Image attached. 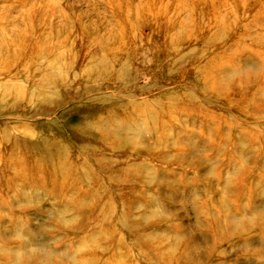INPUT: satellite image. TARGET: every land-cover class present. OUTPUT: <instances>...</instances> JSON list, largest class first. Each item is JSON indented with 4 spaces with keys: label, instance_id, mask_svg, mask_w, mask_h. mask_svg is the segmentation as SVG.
<instances>
[{
    "label": "rangeland",
    "instance_id": "1",
    "mask_svg": "<svg viewBox=\"0 0 264 264\" xmlns=\"http://www.w3.org/2000/svg\"><path fill=\"white\" fill-rule=\"evenodd\" d=\"M205 2H201L202 8L196 14L185 11L180 18L181 25L186 23L181 34L179 54L183 57L180 61L174 62L173 57L166 58L165 53L154 50L146 58L137 57L131 61L132 73L124 78L113 80L97 74L84 78L74 75L73 78L71 73H65V79L69 80L67 87L48 90L50 93L45 99H30L32 91L41 84L30 83L27 79L42 75L49 79L58 70L54 68L48 74L46 56L37 58L28 54L33 51V43L39 36L37 25H30L29 21L38 17L36 15L42 14L43 17L50 13L46 12L50 7L54 10L55 23L64 22L62 19L70 21L76 15L97 35L111 31L113 21L106 9V0H0V154L7 134L18 137L14 130L34 135L31 141L38 135L62 134L70 148L78 152L75 144L79 142L76 138L83 121L104 116L106 109L113 108L118 100L133 91H142L149 95V99L154 96L163 98L169 93L179 97L196 91L204 103L212 101V116L226 118L225 127L228 122L235 124L230 134L238 136L244 126L249 137H258L260 131H264V0H212V8L208 7L210 2ZM192 19L195 24L188 27ZM54 30L53 33L57 34V28ZM49 33L50 27L43 30L45 38ZM140 33L147 37L150 34L147 30ZM205 63L212 64V70L210 65L206 68L212 74V88L205 86L203 76L196 71ZM73 71L79 72L80 67L76 66ZM217 96L230 98L240 106L236 109L228 100ZM101 97L112 104L104 106L103 101H98ZM154 110L155 113L158 111ZM196 111L189 109L183 114L172 115L170 124L173 129L158 127L161 132L174 137L182 127L188 134L193 132L190 137L184 135L179 143L172 141L164 148L155 144L152 136H142L134 143L139 155L146 152L149 156H166L143 158L156 173L146 176L143 172L139 182L132 186L133 231L135 233L139 227L141 233L134 234L135 240L132 241L134 264H264V230L259 229L261 225L264 227V186H258V176L254 175L250 197L234 202L230 181L235 173L225 165L229 158L216 155V146L213 145L217 141H213L216 132L226 135V128L212 122V136H209L201 119L203 114ZM194 113L191 122L186 116ZM160 114L156 113L157 116ZM254 116L258 119H241ZM181 119L184 124L180 127ZM94 132L92 130L90 137ZM199 136L212 138V147ZM245 147L239 153L241 155L246 150L245 158L252 161L254 155L248 146ZM262 157V169L257 170L256 175L264 171ZM88 163L95 168L91 161ZM2 165L0 160V169ZM167 169L173 173L166 174ZM147 179L150 184L144 185L143 181ZM103 182L110 188L108 181ZM47 191L35 187L33 182L0 187V244L26 242V255L36 254L42 264L49 248L61 241L59 230L69 229V216L61 214V205ZM196 201H204L220 210L228 209L230 217L221 222V233L208 232L210 223L203 217ZM235 206L241 216L235 213ZM98 241L87 245L91 252L100 255L106 252L103 245L92 250ZM148 246L149 249L145 248ZM66 252L64 249L59 251L61 264L69 262L64 258ZM80 256L76 254L74 258ZM105 257L103 264H123L126 261L124 253L121 255L123 261L112 253ZM260 258L261 263L258 262Z\"/></svg>",
    "mask_w": 264,
    "mask_h": 264
},
{
    "label": "bare ground",
    "instance_id": "2",
    "mask_svg": "<svg viewBox=\"0 0 264 264\" xmlns=\"http://www.w3.org/2000/svg\"><path fill=\"white\" fill-rule=\"evenodd\" d=\"M205 1L210 2V6L206 5L212 8V0H106V9L113 21V28L101 35H97L94 30L82 24L81 19L76 15L70 18V21L62 19L64 22L55 23L54 10L49 6L50 9L46 12H53L52 15L46 13L41 17L42 14H39L36 15L38 16L35 17L36 19H32V22L29 21L30 25H37L39 36L35 44L33 43V51L28 54L37 58H44L45 55V69L47 68L48 74L54 68L58 71L54 72L51 78L47 77L49 79H45L46 75L33 79H27V76L26 79L30 83L41 84L32 91L30 99H45L50 93L48 90L67 87L69 80L65 79V73H71L70 77L73 78L74 75L84 78L85 75L90 77L93 74H97L98 77L106 75L113 80L118 77L124 78L132 73L131 61H135L137 57L146 58L154 50L162 51L166 58L173 57L174 62L180 61L183 57L179 54L182 45L181 34L186 24L181 25L180 18L185 11L196 14L202 8L201 2ZM208 13H210L209 9ZM189 22L191 25L188 24V27L194 26L193 19ZM47 27H50V33L48 38H45L43 30ZM55 28L58 30L57 34L53 33ZM144 30L150 33L148 37L141 35L140 31ZM207 65H210L209 68L212 70V64L205 63L198 66L196 71L203 76L205 86L212 88V74L207 72ZM76 66L80 67L79 72L73 71ZM8 74L11 73L8 71ZM133 92H128L126 97L118 100L113 108L106 109L104 116L89 117L90 120L83 121L76 138L79 142L75 144L78 152L72 150L68 141L66 142L59 133L49 136L38 135L36 139L33 138L34 141L30 140L34 135H26L17 130H14L18 133L16 138L11 134L6 135L3 151L0 154V160L3 162L0 169V187L33 182L35 187L48 190V195L61 205V214L69 216V229L59 230L62 235L61 241L49 248L43 264H61L62 259L58 255L62 249L67 251L64 258L69 259V262L66 264H103L105 256L109 253L121 261L125 258L123 264H134L136 261L132 253V241L135 240L134 234L141 235V233L139 227L135 233L133 231L132 186L135 182H139L143 172H146L144 174L146 176L156 173V170L147 165V160L143 158L166 157L164 153L157 157L149 156L150 154L146 152L145 155H139L134 149V143L142 136H152L155 144L167 148L170 142L179 143L183 140L184 135L190 137L193 132L188 134L183 127L175 137L158 130L161 126L173 129L170 117L183 114L189 109L203 114L201 119L208 135L212 136V122L225 127L223 123L226 118L219 119L212 116V101L204 103L196 91L197 94L191 91L190 94L178 97L169 93L163 98L154 96L152 99L142 91ZM217 97L224 101L228 100L236 109L240 106L230 98ZM99 100L104 102V106L112 104L103 97ZM171 104L177 105L168 107ZM154 109H158L156 113L161 112L160 116L156 115ZM195 114L186 117L193 122ZM241 119L249 121L258 117ZM181 124H184L182 119L179 123L180 127L183 126ZM187 125L190 126L189 123ZM227 127H225L226 135L221 132H216L214 135L216 139L213 141L217 140L213 143L216 146L214 153L229 158L226 160L224 157V160L228 161L225 165L235 173L230 185L234 191V202L238 203V200L250 197L249 189L254 187L251 178L254 175L258 176L256 177L258 186H264V171L256 175L257 170L262 169L260 157L264 156V131H260L258 137H249L247 127L242 126L241 133L234 136L230 132L234 130L235 124L228 122ZM92 130L95 132L90 137ZM73 134L76 136L77 132ZM202 139L212 147V138L201 136L200 140ZM245 146H248L249 152L254 155L252 161L245 158L246 150H243L241 155L239 153L241 148H246ZM262 159L264 160L263 157ZM88 160L93 163L94 169L91 168ZM169 173H173L171 169L166 170V174ZM103 180L110 183V188ZM143 182L144 185L150 184L148 179ZM1 204L2 199H0ZM196 204L203 211V217L210 223L207 226L208 232L221 233L223 230L221 222L230 217L228 209L220 210L204 201H196ZM234 211L241 216L237 206ZM259 229L264 230V227L261 225ZM118 232L122 235H118ZM94 241L98 243L92 250L96 251L98 246L103 245L106 252L100 255L91 252L87 243ZM26 245V242L19 241L7 246L0 244V264H42L36 254L26 255ZM145 248L149 249V246ZM123 253L124 258H121ZM76 254L81 256L74 258ZM262 258L258 259L259 263L262 262Z\"/></svg>",
    "mask_w": 264,
    "mask_h": 264
}]
</instances>
